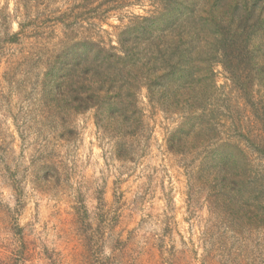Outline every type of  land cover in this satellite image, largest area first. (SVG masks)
<instances>
[{
  "label": "rangeland",
  "instance_id": "obj_1",
  "mask_svg": "<svg viewBox=\"0 0 264 264\" xmlns=\"http://www.w3.org/2000/svg\"><path fill=\"white\" fill-rule=\"evenodd\" d=\"M175 2L201 17L191 25L214 69L195 94L248 148L235 191L168 150L180 116L144 89L145 128L129 141L101 111L52 116L45 73L59 53L85 39L118 47L136 17ZM0 264H264V0H0Z\"/></svg>",
  "mask_w": 264,
  "mask_h": 264
},
{
  "label": "trees",
  "instance_id": "obj_2",
  "mask_svg": "<svg viewBox=\"0 0 264 264\" xmlns=\"http://www.w3.org/2000/svg\"><path fill=\"white\" fill-rule=\"evenodd\" d=\"M173 5L168 6L171 12L164 7L150 17H136L122 30L118 47L108 48L85 39V44L59 53L62 62L50 63L45 73L51 86L49 105L58 108L52 116L66 121L70 112L101 111L122 121L129 131V141L145 128L140 106L144 89L152 108L180 116L179 123L167 134L168 150L195 155V175L211 178L214 188L235 191L242 187L235 179L253 169L248 148L223 131L228 129L225 124L214 122L213 104L207 108L204 97L195 94L197 88L203 89L202 67L207 65L208 72L214 69L203 59L202 31L191 25L201 17L193 8L189 10V4ZM175 11L178 13L172 14ZM207 15L209 24L216 26L213 16ZM174 32L185 37L179 40L181 45L175 46L170 40ZM218 37H213L215 42L225 43L224 34Z\"/></svg>",
  "mask_w": 264,
  "mask_h": 264
}]
</instances>
